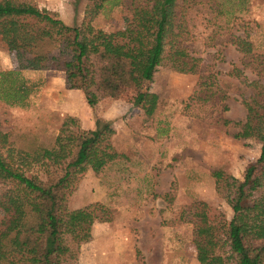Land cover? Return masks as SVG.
Returning a JSON list of instances; mask_svg holds the SVG:
<instances>
[{
    "label": "rangeland",
    "instance_id": "1",
    "mask_svg": "<svg viewBox=\"0 0 264 264\" xmlns=\"http://www.w3.org/2000/svg\"><path fill=\"white\" fill-rule=\"evenodd\" d=\"M12 1L27 2L76 26L89 4ZM128 1L106 4L91 25L107 32L123 28ZM183 12L181 45L199 62L194 72L177 71L168 60L156 68L141 86L158 96L151 115L133 106V90L91 106L81 89L65 87L63 71L22 70L16 77L15 52L0 41V73L9 72L0 75V129L9 146H49L63 123L90 132L96 118L110 120L115 130L111 143L122 156L100 172L88 169L78 175L65 193L67 211L90 206L94 217L78 244L69 241L77 248L74 264H199L192 225L175 223V216L184 208L191 215L201 212L209 224H227L232 212L217 193L211 172L220 169L241 179L259 156V139L232 134L245 120L242 99L253 92L249 83L264 86V0H192ZM238 38L250 42L248 54L238 49ZM208 74L228 90L227 109L221 112L227 125L209 123L185 108L198 77ZM12 80L15 86L26 85V97H19L17 87L7 88ZM12 94L17 95L14 103ZM2 219L0 209V224Z\"/></svg>",
    "mask_w": 264,
    "mask_h": 264
},
{
    "label": "trees",
    "instance_id": "2",
    "mask_svg": "<svg viewBox=\"0 0 264 264\" xmlns=\"http://www.w3.org/2000/svg\"><path fill=\"white\" fill-rule=\"evenodd\" d=\"M88 1L79 26L27 2L0 1V41L15 52L19 66L12 73L18 77L22 70L63 71L65 87L81 89L91 106L133 90V106L153 114L158 96L141 86L156 68L165 60L180 72H194L198 65L199 59L181 45V18L192 0H129L124 27L110 32L91 21L106 4L118 6L123 0ZM236 45L244 54L251 51L244 38ZM5 74L9 72L0 73ZM10 82L7 88L17 87L19 97H26L22 81L18 86ZM249 86L252 94L242 99L245 120L232 136L259 139V156L241 179L220 169L211 172L217 193L231 209L229 222L209 224L201 212L191 215L184 208L175 216V223L192 225L199 264H264V86L258 81ZM227 94L215 74L200 75L185 108L209 123L227 125L221 116ZM9 96L14 103L17 95ZM114 132L111 121L101 118L90 132L63 123L53 144L24 150L9 146L0 129V264H74L77 248L69 241L78 244L94 217L90 206L67 211L65 193L78 175L88 169L100 172L122 156L111 143Z\"/></svg>",
    "mask_w": 264,
    "mask_h": 264
}]
</instances>
